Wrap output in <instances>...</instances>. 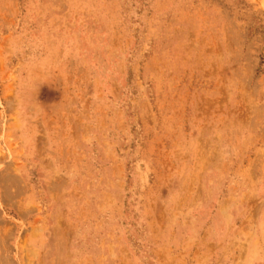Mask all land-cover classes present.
I'll use <instances>...</instances> for the list:
<instances>
[{
	"label": "rangeland",
	"instance_id": "obj_1",
	"mask_svg": "<svg viewBox=\"0 0 264 264\" xmlns=\"http://www.w3.org/2000/svg\"><path fill=\"white\" fill-rule=\"evenodd\" d=\"M0 264H264V0H0Z\"/></svg>",
	"mask_w": 264,
	"mask_h": 264
}]
</instances>
